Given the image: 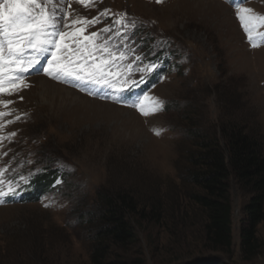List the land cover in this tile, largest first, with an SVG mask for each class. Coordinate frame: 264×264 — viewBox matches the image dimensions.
Segmentation results:
<instances>
[{"label": "rangeland", "instance_id": "obj_1", "mask_svg": "<svg viewBox=\"0 0 264 264\" xmlns=\"http://www.w3.org/2000/svg\"><path fill=\"white\" fill-rule=\"evenodd\" d=\"M200 1L92 0L91 6H84L78 0H59L57 15L65 17V31L72 34L66 42L72 48L100 33L95 43L107 41L113 51L125 53L114 35V29L121 28L116 21L123 16L127 27L122 29L131 46H142L145 53L152 46L153 55L163 51L176 60L163 72L160 84L145 94L160 104L147 116L132 106L144 96L122 99L127 89L142 85L136 75L142 72L132 65L131 79L137 84L123 92L64 83L30 69L20 91L0 94V101H12L7 107L0 105V112L11 113L0 127V169L18 185L16 195L4 197L0 204V264H93L94 230L102 199L108 195L116 201L119 195L132 199L134 208L125 214L136 244L111 255L106 263L193 264L199 256L213 254L201 241V213L185 198L178 169L185 166L189 128H210L225 119L230 98L244 105L235 110L237 118L242 116L264 135V45L250 46L237 15V7L264 15V0H207L209 6ZM96 17L100 22L82 33V25L74 23ZM108 27L112 30L102 31ZM259 31L264 33V27ZM115 62L129 64L126 58ZM41 77L98 101L100 108L83 111L75 104L72 112L57 111L41 99ZM150 101L144 102L146 107ZM50 157L57 183L41 187L39 199L20 202L22 187L44 173ZM233 197L234 247L231 257H218L226 264H264V223L257 234L262 248L249 260L241 241L249 195L234 191ZM160 198H165L170 213L182 208L183 219L175 222L179 227L171 229L175 236L168 229L172 223L159 226L146 219L145 210Z\"/></svg>", "mask_w": 264, "mask_h": 264}, {"label": "trees", "instance_id": "obj_2", "mask_svg": "<svg viewBox=\"0 0 264 264\" xmlns=\"http://www.w3.org/2000/svg\"><path fill=\"white\" fill-rule=\"evenodd\" d=\"M162 52H154L153 55L152 46L146 52V55H152V59L162 64L159 71L153 75L156 79L162 72L168 70L170 62L176 60L174 55L169 57ZM228 102L229 113L225 119H220L210 128L200 130L189 128L187 135L190 145L184 150L183 155L185 166L182 170L178 169L182 172L181 181L186 189L185 198L193 209L201 213V217L197 219V225L202 228L201 241L205 243L207 249L216 254L199 256L193 264H226L218 256L223 254L231 257L234 247L232 224L234 191L249 195L244 211L246 217L242 220L245 225L241 239L244 253L250 260L262 248L257 234L259 226L264 223V135L242 116L237 118L235 110H242L244 106L240 104L239 99L230 98ZM46 162L44 173L36 177L32 183L37 192L41 187L49 188L57 183L52 157ZM130 208H134L133 201L125 195H119L117 201L112 195L102 199L99 207L100 219L95 232L93 231V239L96 242L92 255L93 264H108L106 260L111 255L121 250L127 251L136 244L134 229L128 223L125 214ZM145 212L146 219L159 226L168 225L167 222L172 223L168 225V229L174 236L177 234L174 230L179 226L175 222L179 223L183 219L181 206L170 213L166 208L165 198H160ZM113 264L119 263L114 261ZM135 264L144 263L137 261Z\"/></svg>", "mask_w": 264, "mask_h": 264}, {"label": "snow or ice", "instance_id": "obj_3", "mask_svg": "<svg viewBox=\"0 0 264 264\" xmlns=\"http://www.w3.org/2000/svg\"><path fill=\"white\" fill-rule=\"evenodd\" d=\"M78 2L91 6L92 0ZM58 4L59 0H0V94L13 95L20 91L26 79L24 74L30 69H35V74H46L56 81H77L79 85L93 84L115 92H123L129 85L136 86L137 81L131 79V65L115 62L123 61L126 58L125 53L113 51L107 41L102 44L95 43L100 33L85 37L88 43L76 48L66 42L72 34L65 31L68 28L65 17L57 15ZM103 15L107 13L102 12L101 16ZM237 15L250 46L256 48L264 45V33L259 31L264 27V15L244 7H237ZM125 19L122 16L116 23L121 28H126ZM98 22L99 17L91 21L84 18L74 21L75 24L82 25L81 33L86 30V26ZM111 30L108 27L102 31ZM117 33L119 34V29ZM154 67L150 66L148 70ZM113 69H117L115 74ZM145 101H150V98L144 96L132 106L145 116L159 110L158 101H150L147 107ZM11 103L12 101H0V105L4 107ZM5 115L11 113L0 112V127L4 126L2 121ZM11 135L14 136L15 133ZM6 171L0 169V204L4 203V197L16 195L18 186L15 181L6 177ZM21 179L25 182L27 180L25 177Z\"/></svg>", "mask_w": 264, "mask_h": 264}, {"label": "bare ground", "instance_id": "obj_4", "mask_svg": "<svg viewBox=\"0 0 264 264\" xmlns=\"http://www.w3.org/2000/svg\"><path fill=\"white\" fill-rule=\"evenodd\" d=\"M200 2L205 6L211 4L207 0H201ZM38 85L39 94L42 95L41 99L49 104L53 103L54 108L59 112H72L73 109L71 106L75 104L80 106L78 110L83 111L100 108L98 101L89 100L74 90L72 91L66 87L52 83L44 77L38 78ZM75 111H77V109H75Z\"/></svg>", "mask_w": 264, "mask_h": 264}]
</instances>
